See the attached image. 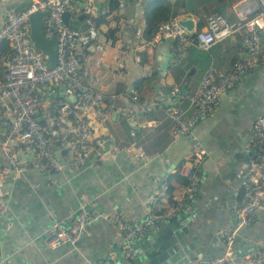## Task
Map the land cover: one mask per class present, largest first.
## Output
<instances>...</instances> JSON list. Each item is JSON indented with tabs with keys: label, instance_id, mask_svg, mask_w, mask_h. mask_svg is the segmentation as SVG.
I'll list each match as a JSON object with an SVG mask.
<instances>
[{
	"label": "crops",
	"instance_id": "1",
	"mask_svg": "<svg viewBox=\"0 0 264 264\" xmlns=\"http://www.w3.org/2000/svg\"><path fill=\"white\" fill-rule=\"evenodd\" d=\"M32 1L0 0V19ZM184 1V6H177L184 14L178 16L191 18L197 27L199 20L204 22L205 8L212 0ZM217 1L222 9L215 10L233 17L230 0ZM96 3L97 15L104 13L105 19L99 27L103 51L91 46L82 50L79 72L85 82L119 94L104 121L92 120L102 144L78 170L65 169L49 176L30 171L6 179L8 209L1 220L0 264H94L100 256L120 260L121 235L118 226L106 217L89 223L76 243L59 246L48 244L53 224L72 217L82 204L105 212L118 209L126 219L144 217L155 195V207H171L187 184L178 166L194 161L189 137L172 131L167 107L177 99L171 89L176 86L181 91L180 102L187 108L189 95L196 91L208 67L227 71L235 59L245 57L239 33L209 49L191 45L178 52L172 39L155 40L156 29L153 34L148 29L142 2L131 18L119 16L115 9L109 11L108 0ZM109 29L114 31L108 34ZM166 53L171 57L164 69ZM141 105L150 108L140 111ZM263 109L261 68L242 75L232 88L222 92L215 109L193 127L207 153L199 164L198 192L182 208L193 217L189 229L202 252L201 258H194L202 263L208 256L224 252L216 234L227 221L235 228L237 250L250 246L264 250V201L248 225L233 223L229 209L230 201L243 193L247 158L260 151L259 146L248 149L247 143L253 120ZM162 179H166V187H173L171 192L161 190Z\"/></svg>",
	"mask_w": 264,
	"mask_h": 264
},
{
	"label": "built area",
	"instance_id": "2",
	"mask_svg": "<svg viewBox=\"0 0 264 264\" xmlns=\"http://www.w3.org/2000/svg\"><path fill=\"white\" fill-rule=\"evenodd\" d=\"M142 1L117 0L115 11L122 17L126 15L123 9L128 4H141ZM230 7L233 17L214 10L205 16L204 24L199 28H188L180 22L181 17L173 15L163 20L155 31V40L172 39L178 52L191 45L209 49L238 33L247 49V55L235 59L227 71L208 67L196 91L189 95L187 108L180 102L183 99L181 91L176 86L171 89L177 99L167 107L173 122L172 131L189 137L194 159L178 166V172L187 180L185 191L164 213L156 212L158 196L155 195L146 215L134 219H126L118 209L105 212L82 204L72 217L53 224L49 245L74 244L89 223L106 217L118 226L122 256L118 261L100 256L94 264H130L135 249L130 243L153 226L156 219L174 215L196 196L200 182L199 164L207 150L193 127L215 109L222 92L232 88L242 75L264 68V39L261 36L264 35V0H230ZM37 10H48L43 19L44 32L48 37L55 35L57 38V63L52 67L31 43L29 18ZM65 10L74 16L84 11L88 27L81 29L79 23L74 24L75 17H70L71 22H65ZM96 13V0H34L20 11L10 12L0 19V43L7 39L11 47L0 78V227L8 209L5 181L11 174L35 171L49 176L65 169L75 171L86 165L92 153L100 149L102 138L95 132L92 120L104 121L116 105L119 94L104 92L85 82L79 72L82 50L91 46L98 52L103 51L99 32L102 24L96 23ZM61 87L65 93H73L75 100L60 96ZM149 108L141 105L139 110ZM258 146L260 151L247 158L243 193L229 204L233 223L237 226L250 224L264 201V109L253 120L247 143L248 149ZM166 184V179H162L161 190L166 189ZM234 232L229 221L217 230L224 252L210 257L208 264H264V250L256 246L246 247L243 252L237 250ZM198 261L197 257L190 259V264Z\"/></svg>",
	"mask_w": 264,
	"mask_h": 264
},
{
	"label": "water",
	"instance_id": "3",
	"mask_svg": "<svg viewBox=\"0 0 264 264\" xmlns=\"http://www.w3.org/2000/svg\"><path fill=\"white\" fill-rule=\"evenodd\" d=\"M138 5V2L128 4L123 11L131 18L134 12L138 10ZM97 7L98 5L96 3ZM121 13L122 9L120 10V15ZM47 14L48 10H37L30 14V39L32 46L43 57L45 56L49 66L52 67L57 63L58 48L56 36L52 35L48 37L44 32L43 19ZM70 17L76 18L81 29L88 27V23L85 21L86 13L84 11L74 16L68 10H65L63 12L64 21L71 22ZM180 22L188 28L194 26L191 18L181 17ZM261 36L264 39V35L262 34ZM170 57V53L165 54L162 63L164 69L168 66ZM181 88L184 89L183 86ZM59 95L64 96L69 101L75 100V95L73 93H65L62 87L59 90ZM189 201H187V204ZM192 220L193 217L186 208L179 209L174 215L167 218L156 219L153 226H149L143 234L139 235L137 240L130 243L135 247L130 264H190L189 260L195 256L201 258L202 252L197 245L198 238L189 229ZM243 251L242 249L241 252ZM212 256H208L207 258L209 259ZM199 262L194 264H208L207 260L205 263Z\"/></svg>",
	"mask_w": 264,
	"mask_h": 264
},
{
	"label": "trees",
	"instance_id": "4",
	"mask_svg": "<svg viewBox=\"0 0 264 264\" xmlns=\"http://www.w3.org/2000/svg\"><path fill=\"white\" fill-rule=\"evenodd\" d=\"M159 2V3H157ZM185 1L184 0H143L142 6L144 8V15L147 22L148 29L152 32L158 28V25L165 19H168L169 17L175 15L178 16L179 14H184L183 11L177 10V6H184ZM109 11L114 10L117 7V0H109L107 5ZM222 9V8H220ZM223 13V12H222ZM104 13H100L94 16L96 23L100 24L105 21L103 17ZM204 24L202 20H199L197 23V28L201 27ZM155 30V31H156ZM114 31V29H109L108 34H110ZM11 52V47L9 41L2 40L0 43V78L4 74V67H5V61ZM184 183H187V180H184ZM172 186L169 184L166 187V192L169 193L172 191ZM174 205V203H173ZM172 206V205H171ZM155 210L157 213H164V211L167 210L166 206L163 204L160 207H155Z\"/></svg>",
	"mask_w": 264,
	"mask_h": 264
},
{
	"label": "rangeland",
	"instance_id": "5",
	"mask_svg": "<svg viewBox=\"0 0 264 264\" xmlns=\"http://www.w3.org/2000/svg\"><path fill=\"white\" fill-rule=\"evenodd\" d=\"M217 4H218V5H217ZM222 4H223L222 6H224L226 3H222ZM220 7H221V3H220V5H219V3H218L217 0H212V4L205 8V10L207 11V12H206V15H207L209 12L214 11L215 9H219ZM208 8H209L210 10H209ZM208 10H209V12H208ZM203 63H204V60L202 59L201 64H203ZM187 66H189V63H188ZM192 69H193V68L190 67V68L188 69L189 72H190ZM196 75L199 76V69L196 71Z\"/></svg>",
	"mask_w": 264,
	"mask_h": 264
},
{
	"label": "clouds",
	"instance_id": "6",
	"mask_svg": "<svg viewBox=\"0 0 264 264\" xmlns=\"http://www.w3.org/2000/svg\"><path fill=\"white\" fill-rule=\"evenodd\" d=\"M246 53H247V51H246Z\"/></svg>",
	"mask_w": 264,
	"mask_h": 264
}]
</instances>
